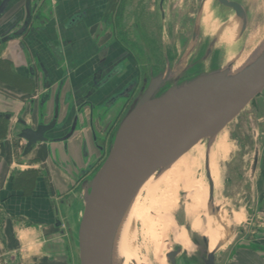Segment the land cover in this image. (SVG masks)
I'll list each match as a JSON object with an SVG mask.
<instances>
[{
	"label": "rangeland",
	"instance_id": "rangeland-1",
	"mask_svg": "<svg viewBox=\"0 0 264 264\" xmlns=\"http://www.w3.org/2000/svg\"><path fill=\"white\" fill-rule=\"evenodd\" d=\"M234 1L245 10V28L240 34L241 19L216 0H204L201 9L198 7L202 0H166L163 20L156 10L157 2L146 0L139 21L150 48L155 50V71L165 68L166 57L175 70L174 76H181L184 68L193 65L185 77L226 67L234 73L255 59L264 49V0ZM134 8L127 5L126 25L133 21ZM195 25L198 33L193 41ZM237 25L236 32L230 30ZM130 33L132 38L137 37L134 30ZM250 37L252 41L247 44ZM212 41L215 42L212 44ZM246 48L249 51L244 58L246 62L239 66ZM205 149L199 141L167 170L149 177L157 181L156 188L150 192L144 187L130 209L119 237L116 263L119 260L120 264H169L167 251L181 248L176 264H203L209 247L217 246L215 264H264V90L212 140L209 158L212 204L208 202ZM256 149H259L257 164L252 171ZM196 182L199 188L194 187ZM197 191L200 197L196 200L192 197ZM77 202L71 215L74 229L83 205L82 197ZM219 213L224 214V221L219 225L225 238L222 241L217 233L209 241L203 229L211 220L218 221ZM142 214L168 224L165 232L154 238L155 243L142 230ZM63 225L66 235L55 244L65 255L64 249L69 247V264H79L78 249L69 239L66 223ZM123 241L126 249L120 253Z\"/></svg>",
	"mask_w": 264,
	"mask_h": 264
},
{
	"label": "flooded vegetation",
	"instance_id": "flooded-vegetation-1",
	"mask_svg": "<svg viewBox=\"0 0 264 264\" xmlns=\"http://www.w3.org/2000/svg\"><path fill=\"white\" fill-rule=\"evenodd\" d=\"M145 1L75 0L60 21H56L50 15V0H39L28 20L24 12L21 21L14 16L7 24L0 25V28L4 25L0 29V62L8 65L3 85L10 91L20 88L29 95L25 107L17 114L9 106L13 101L8 96L0 120L8 123L14 119L16 128L22 123L35 128L39 123L55 120L56 129L52 133H59L57 129L62 127L64 132L57 134V138L69 135L67 139L86 126L96 156L76 170L78 185L105 160L116 127L144 83L158 72L155 71L157 59L153 57L155 50L150 48L139 21ZM203 1L198 8L201 9ZM34 2L31 0V6ZM155 2L163 20L166 0ZM128 4L135 11L133 21L126 25ZM131 29L137 37H131ZM17 58L21 61L15 62ZM18 73L22 74L23 83L14 77ZM75 92L79 98L74 97ZM49 103L53 112L45 121L44 109ZM27 106L36 107L37 120L33 126L22 118ZM64 250L67 251L65 262L69 264V247Z\"/></svg>",
	"mask_w": 264,
	"mask_h": 264
},
{
	"label": "water",
	"instance_id": "water-1",
	"mask_svg": "<svg viewBox=\"0 0 264 264\" xmlns=\"http://www.w3.org/2000/svg\"><path fill=\"white\" fill-rule=\"evenodd\" d=\"M14 1H1L0 19ZM38 1L31 6V0H24L27 20L34 14ZM216 1L232 9L241 19L239 34L242 33L245 11L239 2ZM197 33L196 26L193 41ZM192 67L188 65L181 76H174L175 70L166 59L165 68L144 83L116 127L105 160L81 185L83 205L75 229L66 222L70 239L78 249L79 264H110L120 218L147 178L168 168L199 141L208 148V144L264 90V49L236 74H231L226 67L185 77ZM55 123V120L39 123L35 128L25 123L18 126L17 137L26 141L23 154L29 153L39 142L66 140L69 135L53 136ZM258 151L255 150L252 171L256 168ZM204 170L209 186L208 202L212 204L207 153ZM181 250L168 252L167 262L176 264ZM206 264H215V251L209 254Z\"/></svg>",
	"mask_w": 264,
	"mask_h": 264
},
{
	"label": "crops",
	"instance_id": "crops-1",
	"mask_svg": "<svg viewBox=\"0 0 264 264\" xmlns=\"http://www.w3.org/2000/svg\"><path fill=\"white\" fill-rule=\"evenodd\" d=\"M73 1L50 0L48 8L51 17L60 21ZM23 13L24 0H15L0 19V25L14 16L21 21ZM5 52L8 53V50ZM7 68L8 65L0 62V111L6 110L7 97L10 96L13 102L9 106L17 114L25 107L29 95L20 88L10 91L3 85ZM14 77L23 83L21 73ZM74 97H80L78 92ZM29 107H26L22 118L33 126L37 120L36 107ZM64 111L65 105L61 108L60 120ZM52 112L49 103L44 109L45 121ZM15 123L14 119L8 123L0 120V260L7 264H66L65 254L60 252L62 249L55 242L66 235L63 223L68 222L74 229L71 215L78 198L82 197L81 185L91 175L88 174L78 185L76 170L96 156L90 132L86 126H82L67 140L39 142L29 153L23 154L26 141L17 137L18 126L16 128ZM57 131L59 133H53L54 137L63 133L62 127ZM262 192L264 195V185Z\"/></svg>",
	"mask_w": 264,
	"mask_h": 264
},
{
	"label": "bare ground",
	"instance_id": "bare-ground-1",
	"mask_svg": "<svg viewBox=\"0 0 264 264\" xmlns=\"http://www.w3.org/2000/svg\"><path fill=\"white\" fill-rule=\"evenodd\" d=\"M240 4V3H239ZM241 5V4H240ZM242 7V6H241ZM243 8V7H242ZM244 10V9H243ZM245 11V10H244ZM162 13H163V11H162ZM240 23V22H239ZM238 23V24H239ZM239 29V25H237L236 27L234 26V27H231L230 28V30H234V32H236L237 30ZM252 37V36H251ZM251 37H250V39L248 40V42H247V44H250L251 43V41H252V39H251ZM249 51H248V49L246 48L245 50H244V52L242 53V55L240 56V59L241 60H243V62L239 65V66H241L243 63H245L246 62V60L244 61V58H245V56L247 55V53H248ZM261 54V53H260ZM259 54V55H260ZM258 55V56H259ZM257 56V57H258ZM256 57V58H257ZM255 58V59H256ZM238 59H239V57H238ZM255 59H253L252 61H250V62H248L247 64H245L243 67H241L238 71H236V72H234V73H231V74H236V73H238L239 71H241L242 69H244L246 66H248V65H250ZM237 60V59H236ZM238 66V67H239ZM209 146H208V148L206 147V149H205V153H207L208 154V173H209V176H210V181H211V188H212V190H213V181H212V178H211V175H210V170H209V158H210V151H211V147H212V141L208 144ZM224 147H225V143L223 142V145H222V148L224 149ZM167 170V169H166ZM151 176H153V174L151 175ZM150 176V177H151ZM156 183H157V181L154 179V178H147V180L143 183V185L141 186V188L139 189V191L137 192V194L133 197V199L131 200V202L129 203V205L127 206V208L125 209V211L123 212V214H122V216H121V218H120V221H119V223H118V226H117V229H116V233H115V237H114V240H113V244H112V251H111V263L110 264H120V262H119V260H118V263H116V253L118 252V249H119V237H120V235H121V230H122V228H123V225H124V223H125V220L127 219V216H128V214H129V211H130V209L132 208V206L134 205V203H135V201H136V199H137V197L139 196V193L141 192V190L145 187V189L146 190H148V191H153V189L155 190V188H156ZM199 182H196V183H194L193 185H194V187H198V184ZM189 184L188 183H186L185 185H184V187L186 188L187 186H188ZM199 188V187H198ZM187 189V188H186ZM185 193L187 194V192L185 191ZM185 194V195H186ZM200 194H199V192L197 191V192H195L194 194H193V199H199V196ZM189 196V195H188ZM187 197V196H186ZM190 201H192L191 200V198H190ZM141 217H142V230L144 231V233L145 234H149L148 236L150 237V240L151 241H153L154 243H155V240H154V238L155 237H157L158 235H161L162 233H164L165 232V230H166V227H167V223H166V221L165 220H161V219H156V222L153 220V218L152 217H148V216H144L143 214L141 215ZM217 218H218V221H217V219L215 220V221H210L209 223H208V225L206 226V228H204L203 229V231L205 232V234H207L208 235V237H209V241H211L213 238H216L217 236H216V234L218 233L221 237H220V239L223 241L224 240V236H223V231H222V228H221V226L219 225V224H221V221H224V214L223 213H219L218 214V216H217ZM239 222V221H238ZM124 237H126V236H124ZM123 240H125L126 241V238L125 239H123ZM125 241H123L124 243L121 245L122 247H121V250L119 251L120 253H123V252H125V249H126V245H125ZM117 245H118V248H117ZM216 247L217 246H213L212 248H210L209 247V249L207 250V252H206V257L203 259V264H206V261H207V259H208V256H209V254L212 252V251H215L216 250ZM167 252H169V251H167ZM126 254V253H125ZM119 256V255H118Z\"/></svg>",
	"mask_w": 264,
	"mask_h": 264
}]
</instances>
